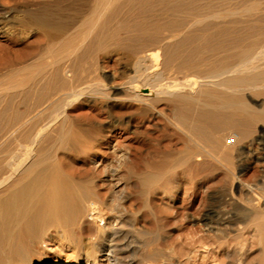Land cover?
<instances>
[{
  "label": "bare ground",
  "instance_id": "obj_1",
  "mask_svg": "<svg viewBox=\"0 0 264 264\" xmlns=\"http://www.w3.org/2000/svg\"><path fill=\"white\" fill-rule=\"evenodd\" d=\"M60 1L62 2V0ZM63 1L64 2L63 3L60 2L59 4L61 5L57 7V9H55L56 12L53 14L54 16L52 17V19H49V17H47L49 19V21H47L44 20L45 18L41 17V19L43 18V21H47L45 25L48 24V22H50V20L52 21L53 19L55 22L58 21L54 24L55 26L54 29L56 30V33L58 35L62 34L60 22L68 23V26L69 24L71 26V22H78V24L72 23V26L75 24H76L75 26L78 25L81 27L82 25L85 26L83 27L84 30L82 31L80 30L82 28L76 29L74 26L73 29L74 32H72L71 35H74V33L76 35V32L77 33L82 32V34L79 33L80 36L79 34H77L78 35L77 37H79L80 39L78 41L75 40L76 43H74L72 40L67 41L68 38L66 37H68V35L70 34L69 32H67L65 33L67 35L63 34L66 38L65 40L62 39L64 36L61 35L62 37H60L59 35L61 40L66 41L65 44L64 43L62 44L63 45L62 48L59 47L57 49L55 44L54 46H52V47H56V50L53 49L55 52L54 51L52 52L54 53V55L52 54L53 57L50 63L51 67L49 68V71L41 73L39 75V80L41 81V85L35 87L36 86L35 83V86L33 88L34 90L36 89L34 93L35 96L37 97L36 99L37 106L38 105L40 106L42 103H44L46 99L51 95L54 101L51 102V105L53 103L54 108L52 107L53 110L51 116L49 115L50 111L48 112L47 110L48 112L47 115L50 116V118L46 123L41 124L34 133H29L30 132L29 130H28L29 132H26L27 130L24 131L30 137V139L28 140L29 141L28 146H24L22 144L24 146L23 147L21 146L20 143L14 145L15 143L13 144V142L10 140V136L13 133L17 134L16 131L20 130L25 126V124L28 123V117H30L29 113L31 111V110L29 111L28 109L29 111L28 113L26 109L24 115L26 113L29 114V116L26 115L27 119L25 117H24L25 119H23L21 117V112L23 113V111L25 110L19 112L21 110L20 108H19L20 110L16 108V106H15L16 109H14V106L12 108L10 97L17 99V97L18 96L20 97L21 94L23 98L26 97L28 93L23 90L8 93L3 91V89H0V264H31L33 259L39 256L40 244L44 241V238L45 237L53 238L55 236L53 234L52 235L50 234L49 232L50 229H52V231L54 229L59 230L62 233L61 235H63L62 237L64 239H67L71 243H75L77 242L76 240H74L76 238L75 237L74 239L72 238L75 233V229L81 228L83 225L87 224V222L88 223L90 222L91 224L95 225V229L91 226L90 227L96 230L97 237L100 238L101 241L99 240V242H97L95 238L96 242H93L89 251L86 252L84 264H96L97 255L100 257L99 264H123L126 262H122L123 256H121V254H124L126 252L134 253L136 249L139 247V245H136L137 243L136 244L133 243V245H131V243H129L128 241L122 243L117 242L118 239L117 237H120L122 235V232L120 231L121 230L120 226L116 222L117 221H119L118 223L121 222L123 218L120 217L122 216V212L121 210L118 209L117 205L110 203L109 200L105 198L106 196L103 197L105 193L101 197L100 195L101 191L97 189L98 186L95 185L96 189L93 188L92 186L93 184L90 181V177L88 176V178H86L89 171L87 174H85V176H83L84 175L83 173L81 174L82 177L78 176L77 179L75 178L76 179L75 180L73 179L72 176L70 179L67 178L68 174L66 175V173L63 172L61 166L60 165L55 166V164L57 163L54 164L52 163L51 160H49L51 163L48 164L49 165L51 164V166H49L48 164H44V161L45 160L47 161V159H51L50 157L52 156L50 150H48L46 145H51V146L53 145L52 147L58 148L61 145H64L63 144L65 143L64 141L66 140L68 141L69 138L73 140L74 143L77 142L78 144H80V146H83L82 144H85L83 142L85 140H82L81 137V135H86V131L84 130V128L78 127L76 133L74 134L69 133L70 130H68L67 128L68 127L67 122L69 119H67L66 117L68 116L65 115V111L68 108V106L83 96L85 97L88 96L90 100L96 98H102L105 102V107L107 111L110 113V115L108 114L110 118H112L113 116H117V117L120 116V118L126 117V120L125 119L124 120L126 121L127 124H129L134 128H138V127L142 128L143 131L145 130L146 132L148 129L153 128L156 114H159V116L164 115L169 126H172L176 130H178V132H180L178 134H181V136L180 135L179 136L182 137V138L179 137L182 140V146L181 148L178 146L179 147L178 149L184 153V154L179 153L180 155L183 154V156L175 159L171 155L173 152L172 153L169 152L171 153L170 154L171 156L169 155L171 158L170 157H169L170 159L168 158L169 160L179 159L180 161L177 162L179 166L180 164H182L183 166L184 163L186 164L187 162L190 161L192 163L193 160L195 159L198 160L197 157L199 156L203 157L205 154L208 160H209L208 158L209 156H211V158L212 157L222 158L224 161L229 160V157L231 159L232 156V150L230 149L231 146L230 143L226 141L229 135L227 138L225 136L232 129L236 130L233 142L243 143L244 147L246 148L248 146H251L254 142L257 143L258 139L264 141L263 138L260 137L250 138V136L254 134L253 133L254 131L252 130H255L253 127L256 124L259 125V123H261V125L264 126V102L260 104V107L259 104H257L259 108L258 107L254 108L255 106L254 107L253 105L251 106V104H249V102L245 100L243 95V92L245 90L248 91L251 90L254 92L253 94L257 92L258 95L257 94L256 95L259 97L260 95L262 96L264 95V42H263L264 38L262 39L264 34L262 31L258 30L259 29L258 23H260L264 18V7L260 5L259 0H66V1L63 0ZM233 1L244 2L245 6L238 10H232L230 8V4ZM53 3L54 5L51 4L48 5V7L52 5L54 7L58 2L56 1ZM41 11L42 9L40 10V12L38 11L37 14L41 13ZM33 13L36 14V12ZM27 14L30 15V13ZM48 15H50V13ZM35 20L32 22L34 23ZM36 21L38 22V20ZM40 21L42 22V20H39V22ZM79 22H82L80 23L82 25H80ZM72 26L70 28H72ZM38 28L45 29L44 26L43 27L40 26ZM41 30L42 29H40V31ZM50 30L47 29V31ZM75 30L78 31L75 32ZM255 30L259 31V33L257 32L259 36L256 35L255 37L256 32L252 34ZM54 32L55 31H53V33ZM75 35L74 37L72 36L73 39L74 38L76 39ZM49 38L51 37L49 36L48 39ZM69 39H71V37ZM45 40L47 41V39ZM51 40L53 39L51 38ZM61 40L60 43L62 42ZM54 41H52V43H55ZM110 41H114L115 43H117V45L119 46V50L122 48L124 49L123 50L124 54H126L125 52H127L131 56V60H130L131 62L129 64V67L127 66V64L126 66L128 69L127 71L132 72V74L130 73L131 75L129 74L130 76H128V78H126L127 76L126 77L123 76L124 80H122L121 82L119 81L118 83L115 82L111 84L109 83L104 84L105 81L102 83L101 82L102 80L97 79L98 77H95L96 80H94L91 83H85L83 81V78L80 81L81 76L85 75V74L82 75V73H85L86 70L84 71L83 68L79 65V63L77 65H79L80 68L79 69L76 68L78 67L76 63L82 59H85L86 56L79 60L78 55L83 53L82 51L85 48L87 49V46L91 48V50H87L88 52L92 51L93 49L99 50ZM62 50L65 51L62 52ZM85 50L84 52L88 53ZM206 50L210 51V53L206 54L205 53ZM48 51L50 50L48 49ZM124 57H126V55ZM77 59L79 61H77ZM174 68H176V70L178 69L181 71L183 70L185 73L187 72L186 74L180 72L185 75L183 77V80L181 79L182 81H179L175 77L178 81H176V79L175 81L174 80L172 81L173 79L172 77H174L175 76L174 75L171 77L172 79L169 82L163 83L164 81L163 76L165 71L173 70ZM90 71L91 70H89V72ZM1 77L0 79H2ZM32 77L34 76H31V78ZM18 81L15 83H18ZM12 82L11 84L14 85V82L13 83ZM19 85L17 84V87ZM21 86L24 87V85ZM12 89H14V87ZM23 101L22 104L24 103ZM160 104L168 105L166 107L170 106L171 108L169 109H171L170 110L171 115L168 114L165 115V113L162 110L158 109L157 106ZM33 105L34 103L30 106L33 108L35 106ZM31 116H35V115L32 114ZM92 117H93V113H92ZM93 120L95 121V119ZM54 125L56 126L54 127V129H52ZM117 127L118 125L114 122L108 123L107 125H105V131L107 133L104 135L106 136L103 135L102 137L110 136L112 132L116 131ZM102 128L103 126L101 127V129ZM95 131L94 132L91 131L90 134L92 135V133H94L95 135L96 134ZM134 131L135 133L137 132L136 130ZM24 132H23V136H24ZM96 132L98 134V131ZM231 132L232 131H230V133ZM100 134L102 133H99V135ZM27 135L25 136L27 137ZM13 136L17 137L15 135ZM176 136L173 135V137ZM86 137L89 138L88 135H86ZM86 137L85 139H87ZM176 138L178 140V137ZM95 139H90V140L88 139L89 144L90 143L93 144L94 142L102 140V138L98 140ZM12 144L13 146H16V149L18 145L19 147L21 146L22 148L20 147V149L18 148L19 150L17 149L14 151L13 148L11 147ZM89 144H87V146ZM171 144L169 146H171ZM77 148L79 149L78 145ZM178 149L177 152L179 151ZM99 152L101 154V151ZM114 152L115 151H113V153ZM235 152L237 153L236 150ZM78 153H80V151L77 152L76 155ZM248 153L249 152H247V154ZM116 154L117 153H115V156ZM118 155L117 157H119ZM244 155H245V151H244ZM165 156L167 155L165 154ZM205 156L204 159L201 157L203 159L201 160V162L204 161V165L205 163H207L205 162L206 160ZM217 158L214 159L216 160ZM241 158L240 161L243 160V158L242 159ZM244 158H246V156ZM214 159L212 158L213 161ZM257 159L258 157H255L253 161L250 162L255 163ZM165 160L167 161L166 158ZM197 160L194 162H197ZM170 162L171 161H169V164L166 163L167 166L170 165ZM210 162L212 163V161ZM210 162L208 164H210ZM217 162H219L218 164H220V161L217 160ZM156 163H158V161H156ZM172 163L170 166L171 168L173 167ZM177 163L176 166L178 165ZM52 164L54 165L52 166ZM164 164L163 166H159L158 164L156 165H158V167L161 168L164 167ZM188 165L186 164V166ZM195 165L198 164H193V167ZM198 166H196V169ZM254 166L257 167L258 165L254 164ZM188 168H190V166ZM231 168L234 169L233 167ZM242 168H245V170L247 168L249 169V165L247 166L245 165V167ZM185 169L186 168H184V171L186 172ZM172 170H174V168ZM170 171L171 170H169V172ZM110 174H112V172ZM261 177L264 178L263 176ZM142 182L144 183V180ZM153 188H155V183ZM252 188L249 187V189ZM251 191L252 190L248 191V193L249 192L251 193ZM254 191H255V187L253 188V192ZM255 192L257 193V190ZM258 192L260 191L258 190ZM262 193L263 192H261V194ZM261 196L264 197L263 194ZM249 197H247V199ZM258 197L259 196L257 197L255 196L256 199ZM253 199L251 200L253 201ZM247 204L246 206L248 207ZM143 206H145V204ZM252 206H253L252 208H254L253 204ZM145 208L146 207H144V209ZM258 208L252 209V216L250 215L251 216L250 226L251 228H252V224L255 226L254 230H252L253 233L250 234L253 237H255V239L257 238L258 242L262 244L263 247L261 251L262 253H264V209L258 210ZM248 219L246 218L245 221H247ZM213 224L214 223L211 221L206 222L208 231L213 232V229L218 230L219 228L222 227V226L219 227L217 225L215 226ZM245 224L246 225L248 224L249 226V223L246 222ZM239 225L241 226V224H238V227H240ZM246 225L244 227H247ZM235 226L237 228V225ZM233 229L235 230V227ZM236 231H238V229ZM220 233L222 232L220 231ZM241 234L243 235V233H241L240 231V234L235 235V237L237 236L238 239H240ZM102 235H104V237H100ZM217 235L218 234H215V236H213V238L215 237V240H213V242L215 243L216 246L213 243L212 245L215 246L217 249L224 251L226 256L229 257L230 253L225 250V246L228 244L225 241L227 240L225 239L226 236H223L222 234H221L222 236H217ZM252 236L251 238L254 240ZM188 238L191 239L190 242H195L196 244V241L193 239V236L190 235ZM242 239L243 238L237 240V242L241 241ZM199 241L201 243H204L203 240L202 241L198 240V242ZM254 241L253 243H256ZM207 244L208 243H206L205 246H208ZM237 244L235 245V247L238 246ZM190 246L191 247L189 248L191 249L185 251L186 252L185 261L187 263L191 258L192 249L195 245L193 243V247L191 244ZM202 248L205 247L202 246ZM217 249H214L216 250V253H217ZM236 249L234 250L236 251ZM235 251H233L232 253L235 254ZM241 251L242 250H239L238 252ZM183 252L184 250L182 251V253ZM96 253L98 254L96 255ZM180 253L181 252H179L178 254L182 256V254ZM205 254H203V256ZM192 255L195 256L194 253ZM235 255L237 256V254ZM206 256L207 255H205V257ZM194 258H196V256ZM168 262H169V257L168 255H165L164 250H161L158 247H154V248L152 247V249H150L137 261L135 260V261L127 262V264H156V263L175 264L173 262L171 263V261L170 263ZM59 264H73V263L62 262ZM189 264H191V262Z\"/></svg>",
  "mask_w": 264,
  "mask_h": 264
},
{
  "label": "rangeland",
  "instance_id": "obj_2",
  "mask_svg": "<svg viewBox=\"0 0 264 264\" xmlns=\"http://www.w3.org/2000/svg\"><path fill=\"white\" fill-rule=\"evenodd\" d=\"M56 1L58 3H56V5L54 6L55 8H54L53 2H56ZM259 1H260V5H262L264 7V0H259ZM60 2H61L60 0H55V1L54 0L53 1L52 0H0V64H1L0 65V75L2 76V77L0 76L2 78V79H0V81L1 80L3 81V82L1 81V83H0L1 84L0 89H3V91L8 92V93H12V92H16V91H22V90L26 91L28 93V95L26 97H23L24 99L22 98L21 94H20V97L19 96L17 97V99L10 97L11 106H12V108L14 106V109L20 108L21 110L19 109L20 110L19 112L25 110V111H23V113L21 112V117L23 119H25V118L27 119L26 115L29 116V114H30L31 118L33 117L32 119L30 117H28V123L25 124V126H24L27 129L23 127L20 130L16 131L17 134L13 133L10 136V140L13 142V144L15 143L14 145L20 143L21 146H23V145L28 146L29 145L28 140L30 139V137L24 131L27 130L26 132L30 131L29 133H34L37 130V128L41 124L46 123L48 121V119L50 118V116L52 115V110L54 108V104L52 103V105H51V102H54V101H53V98L51 97V95L46 99V101L44 103H42L40 106L39 105L37 106V101H36L37 97L35 96V93H34V91L36 89L34 90L33 87L35 86V83H36L35 87L41 85V81L39 80V75L41 73L49 71V68L51 67L50 63H51L52 57L54 55V53H52V52L54 50H56V47H57V49L59 47L62 48V46H63L62 44L66 43V41L61 40L60 37L67 35L65 33L69 32L70 34L66 38L69 39L71 37V39H69V40L67 39V41L72 40L74 43H76L75 40L78 41L80 39L79 37H77L78 36L77 34H79V33L82 34V32L77 33L76 31H78V30H75L76 35H75V33H74V35H75L76 39L75 38L73 39L74 35H71L72 32H74L73 31L74 26L76 24H78V22H71V26H72V23L73 24L76 23L75 25L72 26V28H70L71 27L70 24H69V26H70L69 27L68 23H61L60 22L61 31H62V34H61L62 36L59 34L60 37L56 33V30L54 29L55 28L54 24L58 21L55 22L53 19L52 21H54V22H52L50 20V22H48V24L45 25V23H47V21H49V19H52V17L54 16L53 14L56 12L55 9H57V7H59L61 5V4H59ZM63 2L64 1L62 0L61 3H63ZM51 4H53L52 6H50L51 8L48 7V5H51ZM244 6H245V3L241 2V1H233L230 4V8L232 10H238V9L243 8ZM41 9H42L41 13L37 14V12L38 11L40 12ZM31 12L32 13L36 12V14L35 13L32 14ZM27 13H30V15ZM49 13L51 16L48 15ZM39 16H40V18H39ZM41 17L45 18L44 20H47V21H43V18L41 19ZM47 17H49V19ZM31 18H32V20H31ZM33 18H34V20L35 19L38 20V22L35 20V22L33 23L32 22V21H34ZM30 20H31V22H30ZM39 20H42V22L40 21L41 22L40 23ZM36 22H37V24H36ZM263 22H264V18L262 19V21L260 23H258V28H259L258 30L262 31L264 34ZM80 23H82V22H79V24ZM36 25L37 26L40 25L41 27L44 26L45 29L44 28H38L40 26L37 27ZM80 25H82V24H80ZM259 25H261V26H259ZM78 26H75V28L76 29L82 28V29H80L81 31L84 30L83 27L85 25H82V27L81 26L78 27ZM46 28L48 30H50V29L51 30L47 31ZM64 28H66L67 30ZM40 29H42V30L40 31ZM45 30H46V32H45ZM258 30L257 31L255 30L252 33V34H254L256 32L255 37H256V35L259 36ZM53 31H55L54 32L55 34L53 33ZM43 32H45V33H43ZM80 34H79V36H80ZM47 36L48 37L50 36L53 40H51V38L48 39ZM40 38H42V39H40ZM66 38L64 36L62 39L65 40ZM263 38H264V36L262 37V39ZM45 39H47V41ZM60 40L62 41L61 43H60ZM49 41H50L51 45H50ZM52 41H54L55 43H52ZM54 44L56 45V47H52V46H54ZM89 48L90 47L87 46V49L85 48L86 50L85 49L84 50L85 51L91 50V48L90 49ZM102 48L99 50L97 49L98 51L96 49H93L94 51L93 50L89 51V52L87 51L88 53H85L83 50L82 51L83 53L78 55L79 60L86 56L85 59H82L80 61L77 59V61H79V62L76 63V65L79 63V65L83 68L84 71L86 70L85 73H82V75L83 74H85V75L81 76L80 81L83 78V81L85 83H91L94 80H96L95 77H98L97 79L102 80L101 81L102 83L105 81L104 84H108V83L111 84V83H115V82L118 83L119 81L121 82L122 80H124V77H126V76H127L126 78H128V76H130L132 74V72L127 71L128 70L127 66L129 67V64L131 62L130 61L131 56L127 52H125L126 54H124V51H123L124 49L121 48L119 50V46L114 41L108 42ZM48 49L50 51H48ZM63 51H65V50H62V52ZM205 53L208 54V53H210V51L206 50ZM125 55H126V57H124ZM47 64H48V66H47ZM126 64H127V66H126ZM79 65H77L78 67H76V68L79 69L80 68ZM174 69L165 71V73L167 75L164 73L163 83L169 82L172 78H173L172 81L173 80L175 81L176 78L179 81L183 80V77L185 76L184 74H186L187 72L185 73L183 70L181 71L179 69L176 70V68H174ZM89 70H91V71L89 72ZM125 71L128 73H126ZM171 71L173 74L171 73ZM175 71H177V72H175ZM180 72H182L184 74H182ZM124 73H125V75H124ZM25 76H26V78H25ZM31 76H34V77L31 78ZM172 76H174V77H172ZM177 79H176V81H178ZM12 80L14 82V85L16 84L15 86L13 84H11ZM34 80H35V82H34ZM17 81H18V83H15ZM32 82H34V83H32ZM17 84L18 85L20 84V85L17 87ZM21 85H24V87ZM13 87H14V89H12ZM28 88H29V90H28ZM250 91L251 90H249V91L245 90L243 92L245 100H247V102H249V104H251V106L252 105H253V107L255 106L254 108L258 107L257 104H259V107H260V104L264 102V98H263L264 95L263 96L260 95V97H261L260 98L259 96H257L258 95L257 92L255 94H253L254 92L251 91L252 92L251 93ZM29 94L30 95L32 94L31 97ZM33 95H34V97H33ZM253 95H256V96H253ZM87 97L83 96L80 99H78L77 101L73 102L71 105L68 106V108L65 111V115H67L69 117L68 118L65 116L67 119H69L67 122V126H68L67 128H68V130H70V132L69 131L68 132L74 134L77 132L78 127H80V128L83 127L84 130L86 131V135H88L89 138H87L86 135H81V137H82V140H85L87 143L85 141H83L85 144H82L83 146H80V144H78L77 142L74 143V141L69 138L68 141L67 140L64 141L65 142V143H63L64 145H61L58 148L52 147L53 145L52 146L46 145L48 150H50V153L52 156L50 157L51 159H47V161L45 160L44 164L51 163L49 160H51L52 163H54V164L57 163V164H55V166L60 165L63 172L66 173V175L68 174L67 178H69V179L71 178V176L73 177V179H75V178L77 179V177L81 176V174H83V173H84L83 176H85V174H87L89 171L86 178H88V176L90 177V181L93 184L92 185L93 188L96 189V186H98L97 189H99L102 192V194L100 192L101 197L105 193L103 197L106 196L105 198L107 200H109L110 203L118 206V209L121 210V212H122V216H120V217H123V218H122L120 223H118L119 221H117L116 223L120 226V229H121L120 231L122 232L121 236L125 237V238H122L121 236L117 237L118 238L117 242L122 243V242L128 241L129 243H131V245H133V243L134 244L137 243L136 245H139V247L136 249V251L134 253L126 252L124 254H121V256H123L122 262H126L123 264H127V262H131V261H135V260L137 261L145 253H147L150 249H152V247L153 248L158 247L161 250H164L165 255H168V257H169L168 263H170V261H171V263L173 262L175 264H179V262H180V264L181 263L182 264H189L190 262H191V264H264V259H263L264 253H262V251H261L263 246L261 243L258 242L257 238L255 239V237H253L250 234V233H253L252 230H254V228H255V226L253 224H252V228L250 226L251 225L250 219L252 216V209H257L258 207H259L258 210L264 209V206H263L264 205V203H263L264 197L261 196L262 194L264 196V188H263L264 187L263 186L264 185L263 184L264 178L261 177V176L264 177V169H263L264 168V165H263L264 164V151H263V149H264V143L263 142L264 141L258 139L257 143L254 142L251 146H248L247 148L244 147L243 143L229 142L228 135L229 136H235V133H236V130L232 129V130H230L232 132L230 133V131H229L228 132L229 134L227 133L225 136L226 138L228 137L226 141H228L230 143V146H231L230 147V149L232 150L231 159L229 157V160L224 161L222 158L212 157L213 159L217 158L216 160L214 159V161H213L211 156H209L208 157L209 160H208L205 156L206 154L204 155V153H203V155L206 158L205 162H207V163H205V165H204V161L201 162V160L204 159V156L203 157L199 156V157H197L198 160L195 159L192 161V163L198 164V165L200 163V165H199L200 167L198 165H195L194 166L195 168H194L191 161L186 163L187 165L189 164L188 166H186L185 163L183 166H182V164H180V166H179V164L177 162L180 160L179 159L175 160V159L178 157H182L184 154L182 151H180L178 149L179 147L181 148V146H182V140L180 139L182 137H180L181 134H178V133H180V132H178V130H176L172 126H169L164 115L159 116V114H156V118L154 119L155 123L153 125L154 129L153 128L148 129L146 132L145 130L143 131L142 128H139V127L134 128V127L130 126L129 124H127L125 121L126 117L120 118V116L119 117L113 116L112 117L113 119L110 118L109 117L110 113L107 111V109L105 107V102L102 98H96V99L90 100L89 97H88V99H87ZM28 98H29V100H28ZM33 98H34V100H33ZM26 100H27V102H26ZM22 101L24 102L23 103L24 105L22 104ZM28 101L30 102V104ZM32 101H33L34 105L37 107H35L33 105L34 107L32 108L30 106L33 104ZM15 106H16V108H15ZM18 106H20V107H18ZM28 106H30V107H28ZM166 106H168V105L160 104L157 107H158V109L162 110L165 113V115L166 114L171 115V111H170L171 109H169L171 107L170 106L166 107ZM24 107H25V109H24ZM34 108H37V109H34ZM26 109H27L28 113L30 110L31 111L29 114L25 113V115H24V112H26ZM28 109H29V111H28ZM39 109H40V111H39ZM47 110H48V112L49 111L51 112V114L49 112L50 116L47 115L48 114ZM34 112H35V114H34ZM80 113L82 115L83 114L84 115L82 116ZM92 113H93V117H92ZM32 114L35 116H31ZM36 115H37V117H36ZM87 115H88V117H87ZM92 118L95 119V121ZM70 120H73V121H70ZM93 121H94V123H93ZM106 121L108 123L114 122L118 125V127H117L116 131H114L110 134V136L102 137L104 134L107 133L105 131V125L108 124ZM98 122H99V124H98ZM126 124L129 126H127ZM56 125H54L52 127V129H54V127ZM102 126H103V128H102L103 130L101 129ZM69 127H70V129H69ZM67 128H66V130H67ZM74 128H76V129H74ZM253 128L255 129V130H252V131H254L253 132L254 134H252V136H250V138L251 137L252 138L260 137V138H263V140H264V136H263L264 135V126L261 125V123H259V125L256 124ZM95 130L98 131V134ZM134 130H136L137 132L135 133ZM138 130H139V132H138ZM140 130L143 133H141ZM91 131L92 132L95 131L96 136L94 135V133H92V135H91L90 134ZM131 131H132V133H131ZM23 132H24V136H23ZM88 132H89V134H88ZM99 133H102V134L99 135ZM176 133H177V136H176ZM233 133H234V135H233ZM73 134H71V135H73ZM256 134H258V135H256ZM13 135L17 136L18 138L14 137ZM25 135H27L28 138ZM98 135H99V137H98ZM173 135L178 137V140L176 137H173ZM104 136H106V135H104ZM85 137L87 139H85ZM100 138H102V140L94 142L93 144L92 143L89 144L90 139L98 140ZM168 142L170 144L172 143L171 146H169L170 144ZM68 143H70V144H68ZM13 144L11 147L13 148L14 151L17 150L18 148L20 149L21 146L19 147V145H18V147L16 149V146H13ZM87 144H89L88 146L91 149L88 148ZM91 144H92V146H91ZM77 145H78L80 150L77 148ZM112 145H113V147H112ZM85 146H87V147H85ZM76 148H77V150H76ZM168 148L170 149V151ZM111 149H112V151H111ZM177 149L180 152L179 151L177 152ZM235 150L237 151V153L239 155L235 152ZM79 151H80V153H78L76 155V153ZM99 151H101V154ZM113 151H115V152L113 153ZM244 151H245V155H244ZM81 152H82V154H81ZM163 152H164V154H163ZM169 152H171V153L173 152V153L171 154ZM247 152H249V153L247 154ZM115 153H117L116 156H115ZM179 153H183V154L180 155ZM159 154H161V155H159ZM165 154L167 156H165ZM170 154L175 159L169 160L171 158ZM117 155L119 157H117ZM245 156H246V158H244ZM53 157H54V159H53ZM151 157H152V159H151ZM164 157L167 159V161L165 160ZM241 157L243 158V160H242L243 162L240 161ZM248 157L252 158V159H249ZM255 157H258V159L255 161V163L250 162V161H253V159ZM199 158H201V159H199ZM237 158H238V160H237ZM220 159H222V160H220ZM140 160H142V161H140ZM155 160L158 161V163H156ZM161 160H163L165 164L166 163L169 164V161H171L170 165H168V166H167V164L165 165L163 163V161H161ZM196 160L199 163L194 162ZM217 160L220 161V164H218L219 162H217ZM210 161H212V163ZM120 162H121V164H120ZM159 162L161 163V165ZM209 162H210V164H208ZM247 162H248V164H247ZM106 163H107V165H106ZM171 163L173 166L172 168L170 167ZM176 163L178 164L177 166H176ZM237 163H239V164H237ZM54 164H52V166ZM112 164H114V165H112ZM144 164H145V166H144ZM154 164L155 165L158 164L159 166H163V164H164V167H161L163 171L161 170L160 167H158V165L155 166ZM173 164H175V165H173ZM206 164H208V165H206ZM254 164L258 165V166L255 167ZM135 165H136V167H135ZM245 165L246 166L249 165V169L247 168L245 170V168H242V167H245ZM49 166H51V164ZM189 166H190V168H188ZM196 166H198L197 169H196ZM216 166H218V167H216ZM152 167H154V168H152ZM175 167H177V168H175ZM181 167H183V168H181ZM231 167H233L234 169H232ZM109 168H111V169H109ZM173 168H174V170H172ZM184 168H186L185 169L186 172L184 171ZM220 168H222V169H220ZM225 168H226V170H225ZM253 168H256V169H253ZM169 170H171V171L169 172ZM67 171H69V172H67ZM140 171H142L143 174ZM149 171H150V173H149ZM111 172H112V174H110ZM209 173H211L212 175ZM71 174H73V175H71ZM108 175H110V176H108ZM154 175H155V178H154ZM157 175H158V177H157ZM159 177H161V178H159ZM238 178H239V180H238ZM155 179H157V180H155ZM143 180H144V183H146V184H144L142 182ZM108 181H109V183H108ZM117 182H119V183H117ZM154 183H155V188H153ZM254 183H256V184H254ZM259 183H260V185H259ZM252 184H253V186H252ZM243 185H244V187H243ZM256 185L258 186V188ZM249 187L250 188L255 187V191L257 190V193L255 191H254L255 192L254 193L253 188L249 189ZM243 188H246V189H243ZM250 190H252L251 193L250 192L248 193V191H250ZM258 190L260 192H258ZM261 192H263V193L261 194ZM249 194L250 195L253 194V195L250 196ZM255 196L256 197L259 196L258 197L259 199L258 198L256 199ZM247 197H249V198L247 199ZM253 198H255V199H253ZM251 199H253L254 202ZM144 204H145V206H143ZM246 204L248 205V207L246 206ZM252 204L254 205V208H252L253 207ZM256 206H258V207H256ZM144 207H146V208L144 209ZM261 207H263V208H261ZM246 218L247 219L249 218V219L247 221H245ZM208 221L213 222L214 223L213 225H215V226L217 225L219 227H221V226L222 227L219 228L218 230L213 229V232L208 231L207 226H206V222H208ZM215 221H217V222H215ZM222 222H223V224H222ZM246 222L249 223V226H248V224L247 225L245 224ZM242 223L245 224L247 227H244L245 225H243ZM157 224H159V225H157ZM238 224H241L242 227L240 225L239 226L241 228L238 227ZM235 225H237V228ZM90 226L95 229V225L91 224L90 222L89 223L87 222V224L83 225L81 228H78L79 230L77 228L75 229V233L72 237L73 239H74V237L76 238V239H74L77 241L75 243H71L67 239H64L62 237L63 235H61L62 233L59 230L54 229L52 231V229H50V231H49L50 234L51 235L53 234L55 236L53 238H51V237H49V238L45 237L44 238V241L40 244L39 256L34 258L35 260L33 259L31 264H38V263H40V264H59L62 262H72L73 264H75V263L76 264H84L86 252L89 251L92 243L96 242L95 238H96L97 242H99V240H100V238L97 237L96 230H94ZM234 227H235V230L233 229ZM237 229H238V231L241 229L240 231L244 235L243 236L241 234V238H243L242 240H244L246 238L244 240L245 242L242 240L237 242V240L241 239V238L238 239V237L236 236L237 237V240H236L235 235L240 234V231L239 232L236 231ZM248 229H250V230H248ZM220 231L222 233H220ZM215 234H218L217 236H222V235L226 236L225 239H227V240H225V241L228 244L225 246V250L230 253L229 257L231 256L232 258L231 257L229 258L228 256H226L224 251L217 249L215 247L216 245L213 242V240H215V237L213 238V236H215ZM190 235L193 236V239L196 241V244H195V242H190L191 239L188 238ZM251 236L254 238V240H257V241H254L251 238ZM100 237H104V235H102ZM198 238H200V239H198ZM198 240H201V241L203 240L204 243L207 241L206 243H208L207 244L208 246H205L206 243L204 244V243H201L200 241L198 242ZM253 241L256 243H253ZM235 242H236V244L238 243L237 244L238 246H236V247H235V245H236ZM239 242H241V243H239ZM193 243L195 245L194 247H193ZM209 243H210V245H212V243H213L215 246L212 245L213 246L212 247L209 245ZM75 244H77L78 247ZM190 244L192 245L195 252L192 249L191 258L189 260L190 262L188 261V263H187L185 261V253H186L185 251H188V249L189 250L191 249V248H189V247H191ZM196 246H197V248H196ZM202 246L205 248H202ZM206 247H209V248H206ZM214 249H217V253H216V250H214ZM234 249H236V251ZM183 250H184V252L182 253ZM206 250H207V252H206ZM239 250H242V251L238 252ZM176 251H177V253H176ZM212 251H215V252H212ZM233 251H235V254H237V256L234 253H232ZM143 252H144V254H143ZM179 252H181L180 254H182V256L178 254ZM242 252H243V254H242ZM193 253L196 256V258H194L195 256L192 255ZM238 253L239 254L241 253L240 256ZM97 254L98 253H96V255ZM203 254H205L207 256L205 257V255L203 256ZM259 254H261V255H259ZM174 256H175V258H174ZM241 256H242V258H241ZM261 256H262V258H261ZM96 261H97L96 264H99L100 257L98 255H97ZM156 264H158V263H156Z\"/></svg>",
  "mask_w": 264,
  "mask_h": 264
},
{
  "label": "built area",
  "instance_id": "obj_3",
  "mask_svg": "<svg viewBox=\"0 0 264 264\" xmlns=\"http://www.w3.org/2000/svg\"><path fill=\"white\" fill-rule=\"evenodd\" d=\"M228 140H229V142H233L234 136H229Z\"/></svg>",
  "mask_w": 264,
  "mask_h": 264
}]
</instances>
